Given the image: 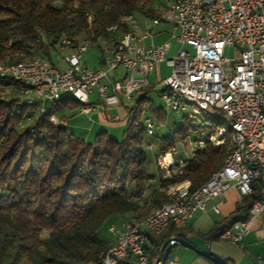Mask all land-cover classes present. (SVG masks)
<instances>
[{
  "label": "trees",
  "instance_id": "trees-1",
  "mask_svg": "<svg viewBox=\"0 0 264 264\" xmlns=\"http://www.w3.org/2000/svg\"><path fill=\"white\" fill-rule=\"evenodd\" d=\"M155 1L0 0V62L41 56L54 66L52 55L60 48L75 51L87 42L101 53L103 66V46L128 30L122 23L125 16L161 18ZM115 25V33L107 31ZM62 40L70 44L63 46ZM149 92L143 87L126 109L120 141L100 131L92 143L51 122H63L81 107L68 94L34 120L28 111L36 110L35 105L0 101V264H99L113 244L98 234L106 221L141 220L168 201V187L187 181L198 188L221 168L229 146L211 145L209 137L222 124L207 118L204 148L186 160L182 175L165 180L148 174L142 117L149 114L157 124L167 120L150 103ZM24 120L29 124L20 129ZM189 132L184 119L179 129L159 139L154 158L173 142L186 140ZM258 195L243 198L208 239L218 240L221 231L241 219L239 214L247 215ZM180 231L169 226L158 236L147 234L149 256L159 254L172 234L181 237ZM124 262L136 264L129 257Z\"/></svg>",
  "mask_w": 264,
  "mask_h": 264
},
{
  "label": "built area",
  "instance_id": "built-area-1",
  "mask_svg": "<svg viewBox=\"0 0 264 264\" xmlns=\"http://www.w3.org/2000/svg\"><path fill=\"white\" fill-rule=\"evenodd\" d=\"M161 18L179 34L180 49L168 57L169 42L161 45L140 46L152 39L153 29L160 24L158 17L145 23L137 35L138 25L133 15L122 19L128 30L111 42L104 65L92 70L81 65L83 42L67 59L63 71L50 65L41 56L20 61L0 62V101H17L35 105L40 115L47 114L60 95L68 94L81 104V113L99 108L106 120L107 111L123 101L131 104L148 85V76L163 62L170 74L163 80L161 97L165 106L181 124L189 121L190 131L198 138L173 142L169 150L155 156L162 178L171 180L185 171L186 160L204 148L202 140L206 119L221 122L215 135L209 137L212 146L221 147L229 139V149L221 168L200 187L191 188L185 181L166 189L168 201L151 211L145 218L124 223L114 243L102 255L99 264H126L127 257L136 264H178L173 260L163 263V252L168 245H177L176 236L159 254L149 256L147 234L158 236L169 226L184 228L209 202L221 199L232 187L242 198L258 197L249 203L248 213L220 232L218 240L239 244L251 225L261 221L264 232V0H163ZM155 9L157 6L153 5ZM117 26L107 29L115 33ZM68 46V40H62ZM233 50L236 57L225 54ZM122 67L127 74L123 80L101 82L110 71ZM97 103L90 102L93 89ZM51 122L55 123V119ZM59 126L65 127L63 122ZM154 122L147 118L144 131L153 137ZM178 145L189 147V156L182 158ZM146 150H153L152 144ZM257 189V191H256ZM145 193H142V196ZM218 213V206L211 207ZM114 226L109 227L114 232Z\"/></svg>",
  "mask_w": 264,
  "mask_h": 264
},
{
  "label": "crops",
  "instance_id": "crops-1",
  "mask_svg": "<svg viewBox=\"0 0 264 264\" xmlns=\"http://www.w3.org/2000/svg\"><path fill=\"white\" fill-rule=\"evenodd\" d=\"M155 5L158 8L159 14L162 15L163 9H160V7L164 6L163 0H156ZM140 16L142 18L141 24L138 23L136 19V14L133 15L138 25V30L136 31L137 35L141 34V32L144 30L145 23L151 19L143 15H140ZM160 19H161L160 24L153 29L152 39L146 38L143 41H141L139 45L140 46H149L150 44L161 45L165 42H169V50L167 51L166 55L168 57H171V56H174L181 47L180 44L176 40V37L179 34V32L177 30H174L173 27L168 22H166L162 18ZM172 42H175V44L177 45V50L175 51V53L172 49ZM102 44L104 45V43ZM70 50H71L70 55H72L74 53V50L72 49ZM110 50H111V46L104 45L103 46V57L108 56ZM81 65L87 68V66L83 65L82 63ZM54 66L57 67L55 64ZM99 66H100V61H99ZM101 67L102 66H100L99 68ZM163 67L164 68L166 67L165 64L163 62H160L155 66L154 70L149 74V76H151L153 81H155L156 83L158 82V83L163 84V80L166 78L165 77L164 79L161 80V77H160V71H161V68ZM99 68H95L92 70H97ZM126 74L127 72L124 68L118 67L115 70L110 71L107 75L108 76L107 79L103 80L101 84H107L108 80L110 81L123 80ZM147 86L150 88V92L147 94V97L149 99L150 93L154 92L155 84H152L151 81H149L148 79ZM163 89L160 91H157L156 93L158 97H160L161 99H162L161 93ZM136 100L137 99H135L131 104H126L122 101L120 106L108 109L107 113L109 117L113 119L118 118L117 120L103 119L100 115L99 108H96L87 114L81 113L80 108H79L73 115L68 114L69 117L64 121V125L66 128H68V125H69L68 121L72 119L74 120L76 118L74 116L77 115L78 117L86 118L85 122L86 124H89V127L87 129L88 132L91 133L93 132L94 129L97 131V133H99L100 131L106 132L104 128L107 126H113L117 124L125 125L126 116H127L126 109L131 107ZM90 102L93 104L97 103L96 88L93 89V92L90 96ZM150 103L153 104L156 108L162 109V111L165 114H166V111H165L166 109L169 112H171L165 106L164 101H163L164 105H157L151 100H150ZM166 117H167V114H166ZM173 117L175 119V122H177L176 117L174 115ZM147 118L151 119L154 122L155 129H160V128H164L167 126L166 124L167 120L164 123L157 124L156 121L153 120L152 116H150L149 114L147 115L146 119ZM143 126H144V121H143ZM242 199L243 198L239 195L237 190L232 187L231 189L228 190V192L221 199L209 202L206 205L205 210L203 212H197L190 219L188 224L184 228L181 229L180 234L182 236L179 238L189 242L191 245H193L197 249L210 250L217 256L225 259L228 264H264V232L261 230V221H256L251 225L249 232L242 238L239 244H230L226 242H221L219 240L208 239V236L211 234V232L216 227L220 226L225 220H227L231 215L235 213L236 208L238 204L241 203ZM213 205L218 206V210H219L218 213H214L212 211L211 207ZM239 216L241 218H244L246 214L243 212L239 214ZM132 221H135V220L130 219V217H123V218L118 219L115 222H111L108 225V227L105 229V234L114 243L118 232L121 231L123 228L122 225L124 223L132 222ZM111 226H114L115 228L114 232L109 231V227ZM167 260H173L178 264H212L207 259L201 256H198L192 250L184 248L180 245H174L171 248L168 254Z\"/></svg>",
  "mask_w": 264,
  "mask_h": 264
},
{
  "label": "rangeland",
  "instance_id": "rangeland-1",
  "mask_svg": "<svg viewBox=\"0 0 264 264\" xmlns=\"http://www.w3.org/2000/svg\"><path fill=\"white\" fill-rule=\"evenodd\" d=\"M136 19L139 24L142 23V18L139 14H136ZM172 49L175 53V51L177 50V45L175 44V42H172ZM70 52L71 50L69 48H60L55 54L52 55V62L57 66L59 70L63 71L67 68V63L65 60L66 58L70 56ZM225 54L232 58L236 57L233 50L226 49ZM100 55L101 53L98 51V49L95 46L91 45L90 43H87L85 50L81 53V63L87 66V68H91V69L99 68L100 67L99 66ZM169 74H170V68L168 67L161 68V71H160L161 80L167 77ZM148 79L149 81H151L152 84H155L154 92L150 93L149 99L152 102L156 103L157 105H164L163 100L160 97H158V95L156 94L157 91H160L163 89L164 85L162 83H158V82L156 83L155 81H153L151 76H148ZM165 111L167 114V123H166L167 126L164 128L155 129L154 136L150 138H146L145 140L144 150H145V154L147 157V172L148 174L152 176H156L157 173L159 176H162V173L156 167L155 158H154L155 151L157 148L156 147L157 142L162 137L168 134H172L174 130H177L180 128V124H178V122H175V119L172 113L169 112L167 109ZM28 114L32 116L33 120L39 116V113L35 109L28 111ZM74 117H76L74 120L72 119L68 121L69 125L67 128V131L71 133L75 138L84 139L85 142L92 143L94 141L97 131L94 129L93 132L91 133L88 132L87 129L89 127V124H86L85 122L86 118H81V117H78L77 115ZM146 117L147 115L144 114L142 117V121H145ZM152 119L155 120L154 117H152ZM55 123L58 124L59 122L55 121ZM28 124L29 122L27 120H24L21 123L19 128L21 129ZM104 130H106L108 136L114 138L115 140L120 141L124 137L125 125L117 124L113 126H107L104 128ZM194 139H195V135L192 132H189L187 143H192ZM148 143L152 144L153 150L151 151L146 150V145ZM224 144H228L229 146L228 138L225 140ZM177 147H178L179 154L182 156V158H186L189 156L188 151H185L189 147L188 145L185 146L186 148L185 150L183 149V146L181 145H178ZM109 224L110 223L108 221L104 223V225L102 226V230L98 232L100 236L104 237V234H105L104 231L108 227ZM43 235L44 234H42V236Z\"/></svg>",
  "mask_w": 264,
  "mask_h": 264
},
{
  "label": "water",
  "instance_id": "water-1",
  "mask_svg": "<svg viewBox=\"0 0 264 264\" xmlns=\"http://www.w3.org/2000/svg\"><path fill=\"white\" fill-rule=\"evenodd\" d=\"M177 242V245H180L184 248H187L189 250H192L193 252H195L198 256H201L205 259H207L208 261H210L212 264H228L227 261L219 256H217L216 254H214L213 252H211L210 250H200L197 249L196 247H194L193 245H191L189 242L181 239V238H176L175 239ZM173 246L172 245H168L163 252V263L167 260L168 258V254L171 250Z\"/></svg>",
  "mask_w": 264,
  "mask_h": 264
}]
</instances>
